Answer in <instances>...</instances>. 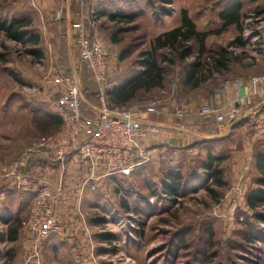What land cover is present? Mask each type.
<instances>
[{
  "label": "rangeland",
  "instance_id": "374dc122",
  "mask_svg": "<svg viewBox=\"0 0 264 264\" xmlns=\"http://www.w3.org/2000/svg\"><path fill=\"white\" fill-rule=\"evenodd\" d=\"M67 1L57 0L51 5L59 11ZM234 5L239 8L240 27H224L219 15ZM69 6L72 20L75 17L79 20L91 11L99 14L105 11L112 16L113 21L106 18L100 29L112 49L107 82L117 87L142 83L143 79L139 78L142 54L150 50L157 36L181 25L182 11L188 14L197 32L208 33L204 53L192 41L185 44L191 50L182 61L169 49L159 51L169 59L164 62L158 59L164 74L160 86L149 91L140 88L123 103L134 116L144 120L161 121L158 115L166 109L182 125L189 117L187 105L199 101L210 91L218 93L220 84L264 75V0H105L99 5L90 0H69ZM164 11L168 15L163 16ZM39 14L31 0H0L2 18L34 21L32 31L40 32L35 18ZM126 16L133 17L131 22L124 19ZM112 35L119 43L110 41ZM2 42L0 165L19 158L34 142L51 136L52 129H47L50 125L48 115L54 113L47 104L42 106L36 101L44 94L39 86L42 79L51 81L59 73L70 76L74 67L79 70L87 93L96 88L75 51L68 54L61 48L64 51L57 54L60 63L57 68L49 52L39 61L25 52L30 45L4 39ZM175 47L179 53L180 47ZM222 55L229 60L228 69L208 72L211 57ZM192 64L197 65L194 80L202 76L205 81L197 88L193 87V82L183 84L184 74ZM176 107L185 108L187 115L176 116ZM197 123L202 126L203 120ZM158 129L148 137L158 134L161 128ZM210 139H198L195 150L193 145L188 150L163 149L161 154H155L154 166L136 170L129 178L110 183L109 195L94 197L86 208L91 243L79 248L67 242L46 248V243L40 264H264V224L253 218L254 212L264 213V207L258 205L255 211L248 208L245 193L254 185L250 181H237L226 162L219 164L225 185L218 187L213 180L204 184L214 193L194 188L197 184L190 185L189 193L174 202L165 200L161 193L162 177L168 172H178L183 178L193 173L201 175L205 154L200 145ZM221 153L226 152L222 149ZM3 188L12 190L9 184H3ZM4 201L8 207L19 202L21 210H28V199H20L19 193H7ZM1 215L5 217L7 211L3 210ZM3 229L2 226L0 238ZM12 247L15 245L0 242V264H21L24 249L14 248L9 255L17 256L18 260L11 261L7 251Z\"/></svg>",
  "mask_w": 264,
  "mask_h": 264
},
{
  "label": "crops",
  "instance_id": "0c3cea01",
  "mask_svg": "<svg viewBox=\"0 0 264 264\" xmlns=\"http://www.w3.org/2000/svg\"><path fill=\"white\" fill-rule=\"evenodd\" d=\"M31 1H33V5L37 6L40 11V14L35 16L38 20L36 23L38 26L37 29L40 30V32L37 31V33L40 37V47L42 50L44 48L47 51H43V57L39 59V61H42L49 52L52 56L51 62L59 68L60 63L57 61V54L64 51L61 48L66 49L68 54H72L74 51L77 53L74 42V24L78 19H76V17L73 20L71 19L72 10H70L69 0L67 4H64V8L59 11L53 9L51 5L57 0ZM90 1L97 5L105 2V0ZM58 12L60 13L59 17L57 15ZM76 16L78 15L76 14ZM106 18H108V16L105 11L100 15L99 13H93V11H91L84 16L83 20L87 34L89 36L99 35L104 38L100 29V24L102 21L106 20ZM31 22L32 25L34 21ZM105 42L109 51V68L112 59V49L108 45L107 40H105ZM251 78L252 77L239 78L234 81H225L220 84V90H223L219 99L216 98L215 91H210L208 95L204 96L199 101L189 103L187 105L190 112L189 117L185 119L187 120L186 122H182L183 126L176 122V118L166 111V109L158 115L162 118L161 121L145 118L147 121L156 123L157 127L161 128V131L155 136L145 139L143 142V149L149 161L142 162L140 159H133L132 163H134L135 166L132 168L130 176H132L136 170L150 165L154 166L157 158L155 154H161L163 149L172 148L175 150H188V148L190 149L191 147L190 145H193L192 148L195 150L196 145L194 144L197 143L198 139L200 140L208 137L211 138V141L204 142L200 145V148H202L201 151L204 152L205 157L208 151L211 155H216L221 153L222 149L225 150V160L222 163H227L236 180L242 183L250 181L254 185L248 188L246 193L252 189L261 188L256 184V180L260 178V173L255 168L254 156L258 152L264 154V84L253 85L250 83ZM106 84V98L108 102L114 104V102L110 100V95L115 91L117 86L112 84L108 85V82H106ZM40 85L44 94L41 96L39 95L36 101L42 106L46 104L49 106L51 101L62 100L65 96L63 88L54 85L50 80L46 82L42 79L39 83V86ZM80 87L84 92L85 88L82 85L81 79ZM91 92L97 97V87ZM231 108H236L241 113L242 119L240 121L238 120V122L236 121L237 125L234 128H230L226 134H224V132L219 133L215 127L213 111L219 109L228 110ZM200 119L203 120L202 126H199L197 123ZM199 128H201V132H198ZM151 139L155 141H151ZM13 160H15V158L11 159V161ZM11 161L1 164L0 170L2 167H7ZM33 161L29 159L25 167L19 171L21 175H25L28 178L29 187L27 191H17L13 189L11 181L3 179L1 174L0 189L3 188V184H9L12 189L10 192L13 195L19 193V198H26L29 203L34 195L33 191L38 186L36 179L39 176H44L48 182L53 184L61 181L63 191L60 197L56 219L63 231L60 235H54L43 240L27 230L20 228L17 241L8 242L5 238L8 223L16 218H23L24 220L27 217L28 210H21V203H17L16 201L11 207H8L4 198L7 193L10 192L5 189L0 191V216L3 217L1 214L3 210H6L7 216L5 217L9 219L8 223L0 219V228L2 226L4 228L1 231L4 238H0V242L3 244L9 243L15 245V247L7 251L11 261L18 260L17 256L13 257V255H9L11 251L13 252L14 248L20 247L24 249V255L20 260L21 264H40L42 261V251L45 249L46 243V248L50 246L54 247L52 244L60 242H67L71 246L78 248L80 246L89 245L91 243V232L90 226L87 223L86 208L91 205L94 197H107V195H109L110 183H115L116 180L130 177L104 178L99 177L100 173H96L95 176H97V179L90 181L93 188L88 189L85 187L82 189V183L89 177L90 170L89 166L81 162L78 157H72L63 167L56 163L53 165L40 164L32 167L31 164ZM37 161L51 163L46 160Z\"/></svg>",
  "mask_w": 264,
  "mask_h": 264
},
{
  "label": "built area",
  "instance_id": "2783aa9c",
  "mask_svg": "<svg viewBox=\"0 0 264 264\" xmlns=\"http://www.w3.org/2000/svg\"><path fill=\"white\" fill-rule=\"evenodd\" d=\"M74 30L79 59L97 87V103L86 101L80 87L78 69L73 67L70 76L64 73L54 76L52 83L61 86L65 92L62 100L51 101L49 104L50 110L60 118L59 130L34 142L19 158L0 170L1 177L11 181L13 189L17 191L28 190V178L19 171L29 159L46 160L63 167L72 157H78L90 170L89 177L82 183V189L93 188L90 181L97 179L96 173L104 178L129 177L135 166L133 159L149 161L143 142L148 136L158 132V127L141 125L135 122L144 120L140 116H134L123 105L108 102L106 82L109 51L106 42L99 35L87 34L83 18L74 24ZM250 83L264 84V75L251 78ZM222 90L216 93L217 99ZM174 114L183 117L187 115V110L176 107ZM213 116L219 133L242 119L236 108L214 110ZM36 181L38 186L33 191L28 214L21 222V228L46 240L63 231L56 219L63 186L61 181L53 184L44 176H39Z\"/></svg>",
  "mask_w": 264,
  "mask_h": 264
},
{
  "label": "trees",
  "instance_id": "16d2710c",
  "mask_svg": "<svg viewBox=\"0 0 264 264\" xmlns=\"http://www.w3.org/2000/svg\"><path fill=\"white\" fill-rule=\"evenodd\" d=\"M171 4V3H167ZM102 14V13H100ZM99 14V15H100ZM163 16L168 15L165 11L162 13ZM112 21L113 18L110 15H107ZM132 16H126L124 19L130 21L132 20ZM219 18L224 27L234 25L236 28H239L240 22V14L239 8L237 5L231 6L225 10H223ZM131 22V21H130ZM31 29V21H25L21 19H5L0 16V48L3 46L2 39L14 42L16 44H22L24 46H31V48L26 49V53L32 55L37 60L43 57V50L40 47V37L36 31H32ZM208 37V33H199L195 29V25L190 20L188 14L185 11L181 12V25L177 28H174L168 32H165L159 36H157L150 44V50L145 51L142 54V59L139 63V67L141 68V73L139 75L140 79H143L142 83L133 82L132 84H124L118 86L115 91L110 95V100L114 102L116 105H124L127 101H129L135 92L144 88L149 91L153 88L160 86V81L163 77V68L161 66V61L169 60L166 55L159 54V51L162 49H169L170 53H177V60L182 61L183 58H186L190 54V47H185L187 43L190 41L195 42L199 51L202 53L205 51L204 41ZM110 41L113 44L119 43V40L116 36L112 35ZM175 45L180 47V52L176 50ZM161 59L159 61L158 59ZM212 63L208 66V72L214 71H226L228 69L229 60L223 55L220 58L211 57ZM196 64L190 65L188 70L186 71L184 85H188L193 82V87L197 88L200 84L205 82L202 80V76L198 77L196 80ZM86 70V69H85ZM87 71V70H86ZM88 72V71H87ZM89 73V72H88ZM201 75V73L199 74ZM14 80H17L15 76L12 75ZM194 80V81H193ZM84 97L87 102L96 104V95L92 93L83 92ZM90 94V96L88 95ZM124 103V104H123ZM49 127L47 129H52L51 134H55L60 126L61 121L60 118L54 114H49ZM240 121V120H239ZM238 122V121H237ZM237 124L234 123L232 128H234ZM225 160V156L222 153H218L216 155H211L208 151L206 153V157L201 162V175L200 174H192L191 176H187L183 178L180 173L176 172H168L165 176L162 177V182L160 185L161 193L164 195L165 200L170 202H174L176 198H183L186 194H188V190L190 185H194V188H205L208 194L214 193V191L209 187H204L205 182L209 180H213L214 184L218 187H222L225 185V182L222 177V169L219 168V164ZM255 160V168L260 173V178L256 180V184L261 188H256L248 191L245 196V202L248 208L252 211L258 207V205L264 207V154L258 152L254 156ZM47 165L54 164L48 162H39L37 160L32 162V167L35 165ZM4 188L0 189L2 191ZM146 210V209H142ZM253 218L257 223L264 224V213L254 212ZM7 216V215H6ZM241 218V217H240ZM1 220H4L8 223L9 219L7 217H1ZM21 220L14 219L12 222L8 223L6 229L5 238L8 242H16L18 238V233L21 228ZM1 238H4L3 236Z\"/></svg>",
  "mask_w": 264,
  "mask_h": 264
},
{
  "label": "water",
  "instance_id": "95a60500",
  "mask_svg": "<svg viewBox=\"0 0 264 264\" xmlns=\"http://www.w3.org/2000/svg\"><path fill=\"white\" fill-rule=\"evenodd\" d=\"M135 122H137V123H139V124H141V125H144V126H151V127H157V124L156 123H154V122H151V121H146V120H135ZM234 125V124H233ZM233 125H231L229 128H227V129H225L223 132H224V134H226L227 132H228V130L230 129V128H232V126Z\"/></svg>",
  "mask_w": 264,
  "mask_h": 264
}]
</instances>
